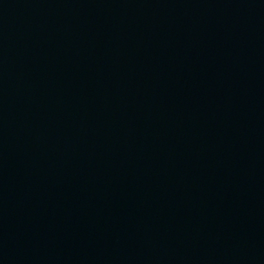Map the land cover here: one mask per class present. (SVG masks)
I'll use <instances>...</instances> for the list:
<instances>
[{"label": "water", "instance_id": "1", "mask_svg": "<svg viewBox=\"0 0 264 264\" xmlns=\"http://www.w3.org/2000/svg\"><path fill=\"white\" fill-rule=\"evenodd\" d=\"M0 264H264V0H0Z\"/></svg>", "mask_w": 264, "mask_h": 264}]
</instances>
